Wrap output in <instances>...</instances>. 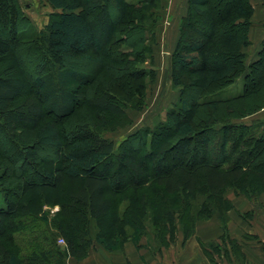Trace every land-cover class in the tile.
Wrapping results in <instances>:
<instances>
[{
    "label": "trees",
    "instance_id": "trees-1",
    "mask_svg": "<svg viewBox=\"0 0 264 264\" xmlns=\"http://www.w3.org/2000/svg\"><path fill=\"white\" fill-rule=\"evenodd\" d=\"M47 1L56 12L37 39L26 41L28 48L43 57L41 68L47 59L51 60L39 89H32L30 73L19 59L23 42L0 36V138L6 139L0 149V172L5 174L4 181L13 180L10 184L14 186L5 188L4 181L0 186L6 202L0 206V264H68L69 257L84 259L98 244L108 250L122 248L125 242L135 241L133 230L143 232L149 226L155 228L162 249L175 243L180 231L186 243L196 234L197 222L213 216H218L227 229L228 213L234 209L226 196L229 189L249 199L264 194V120L238 124L245 130L241 131V142L232 137L236 123L228 122L236 110L231 102L242 104L247 98L259 96L262 84L245 83L243 92L227 98V118L214 106L220 100L208 105L206 100L181 98L175 105L181 116L174 115L158 124L151 134L142 127L131 135L140 146L132 142L116 153L114 141L103 134L108 121L105 114L125 115L124 101L111 90L95 89L85 102L92 113H101L100 117L89 112L91 121L79 120L78 95L85 79L66 62L72 56H82L85 46L93 43L102 48L120 44V26L126 22L131 28L142 29L143 23L134 22L153 9L154 0L139 6L128 0ZM112 5L117 7L118 15L112 13ZM188 5L189 14L181 24L174 56L173 84L183 92L189 85L187 81L189 86L199 88L200 95L216 92L244 73L245 48L252 43L249 33L253 0H189ZM21 11L18 0H0V19L14 14L17 25ZM193 33L199 35L197 40H192ZM143 38L148 39L146 35ZM188 40L192 42L188 44ZM138 49L135 54L151 51L148 46ZM123 52L117 54L118 59L131 77L125 92L129 98L136 94L138 102L145 96L146 73L133 69L134 59L126 50ZM262 62L259 57L250 66L257 68ZM254 76L246 73L248 78ZM260 108L253 106L251 111L235 117L253 114ZM74 117L77 122L72 121ZM210 118L213 124L220 123L219 128L209 127L211 131L205 138L204 148L210 157L193 164L185 160L171 163L173 148L185 157L191 146L195 148L193 142L200 139L198 132L180 133L182 124H195L197 120L205 124ZM65 121L72 123L67 138L62 126ZM147 144L153 145L152 149L141 156L142 146ZM236 145L248 153L247 159H231ZM43 148H51L57 160L43 161L37 167ZM16 162H21L24 169L30 167L31 175L16 179L17 172L12 174L9 167V163ZM121 170L135 182L120 189L116 175ZM16 192V198L9 194ZM56 205L60 206L58 217L53 219L49 232L42 233L43 241L23 254L9 246L12 236L7 233L21 218L38 217L45 206ZM59 238L64 243H59ZM222 238L228 241L229 236ZM230 243L232 250L224 247L228 257L230 251L242 254L236 239ZM203 247L211 257L206 245Z\"/></svg>",
    "mask_w": 264,
    "mask_h": 264
},
{
    "label": "rangeland",
    "instance_id": "rangeland-1",
    "mask_svg": "<svg viewBox=\"0 0 264 264\" xmlns=\"http://www.w3.org/2000/svg\"><path fill=\"white\" fill-rule=\"evenodd\" d=\"M128 1L135 6H139L149 0ZM18 2L24 11H21L22 18L18 20L16 25L14 24V14H12V16L10 15V17L7 16V18L2 17L0 19V36L9 39L12 42L20 38L23 42L22 47H20L19 59L28 69L32 79V89L36 91L40 88L42 75L49 71V62L51 60L47 59L46 65L41 68L42 64L45 63L43 61V57L36 54L34 49L28 48L26 46V41L32 39L34 40L39 37V32L45 28L51 18V15L56 12V9H54V7L47 0H18ZM188 4L189 0H154L152 5L153 9L142 14V20L140 18L134 22V25H136L137 22L139 24L143 23L144 26L142 29L141 27H136L135 29L131 28L130 23L127 22L120 26L119 36H122V42L120 44L111 45L109 48H102L97 43H93L85 46V51L82 56H72L67 59L66 63L68 64V67H70V69H74L77 73H82L83 78L85 79V83H82L80 86L81 91L78 95L79 102L77 104V112L81 113L78 117L79 120L86 119L87 121H91L89 118L90 114L100 117L101 113H92L91 111L93 109L91 107H87V103L85 102L88 97L95 93V89L102 92L104 90H111L116 95L117 99L121 102L124 101L125 115L116 116L108 113L105 114L108 121L104 126L105 129L103 130V134L108 139L114 141L116 153L126 150L132 142L134 144L133 146H140L139 143L135 144L134 139L136 137L132 139L131 135L139 129H142V127L147 128L148 133L151 134L153 128L158 124H163L169 119H173L172 116L174 115L177 116L178 113L175 105L181 98L198 101L206 100L209 101L207 103L208 105H213L217 103L216 100H220L221 102L217 103V105L215 104L214 106L218 108V111L225 118L229 117L230 114L227 113L226 108L228 102L225 100L227 98L235 97L243 92L245 83L262 84L260 86L262 89L259 96L255 95L252 98H247V100L243 101L242 104L238 103L236 100L231 102L236 109L234 110L235 112L231 114V116L234 117L230 120L228 119V122L236 123L232 133L233 139L238 142L243 141L244 134L241 131L244 132L245 130L238 127V124L250 125L252 123H257V121L264 120V81L262 80L264 76V38L262 39V36H256L253 39L250 38L252 43L249 47L245 48L247 57L243 65L244 73H242V75L232 84L216 92L201 95L199 93L200 90L196 85L189 86V81H187V84L189 85L185 92L182 91L180 86H175L173 84L172 75L175 61L174 56L176 55V46L181 35V24L189 14ZM111 10L112 13L118 15L119 11L117 7L112 5ZM138 16H140V14ZM255 32L257 35L256 30ZM145 35L148 39L144 40L143 37ZM192 35V40H197L199 38L197 33H193ZM190 42L192 41L188 40V44ZM147 46L151 47V51L135 54L136 51L139 50L138 48L142 49ZM125 50L130 59H134V64H132L133 69H141L146 73L145 96L143 100L138 102L136 101V94H134L132 98H129L125 92L127 84H129V81L131 80L130 72L129 70H122L123 64L119 62V56L117 55L119 53H122L121 55H123V51ZM97 51H100V54ZM259 57L262 58L263 62L260 65H257V68L250 66L251 63L259 59ZM177 69L178 72L182 71L180 66H178ZM247 72H252L253 75L255 74L254 79H252V77H246ZM71 86L77 87V84L72 83ZM253 106H255V108L257 106H261V108L253 114L238 118L235 117L251 111ZM205 109L208 110L207 107H205ZM179 115L181 116L180 113L178 116ZM76 117L73 118V122L78 121L76 120ZM179 122L178 124H181V122ZM213 122L214 121L210 118L207 120L209 125L207 123L203 124L200 120L195 121V124L183 123L180 128V133L187 131L198 132L197 138L200 139L193 142L195 148L191 146L192 149L190 150V153L185 157L180 154L177 148H173L169 161L171 163H175L185 160L187 163L193 164L202 159L209 158L210 154L208 155L206 149L204 148V145L207 142L205 138L209 136L211 127H220V123L213 124ZM175 125L176 124H173V126ZM62 126L63 128H66L64 137L67 138L71 131L72 123L65 121L62 123ZM139 135L140 134H138V136ZM197 138L195 137L194 139ZM5 143L6 139L0 138V149L3 148ZM152 146L153 145L151 144L142 146L140 155L144 156L145 153H148L152 149ZM237 147L238 146L236 145V154L231 159L234 160L236 157L238 159L241 157L240 160L247 159L249 157L248 153H245L243 149H237ZM41 157V162L36 163L37 167H40L43 161L55 162L57 160V157L51 148L41 149ZM9 165L12 174L14 170L17 172H14L17 175V177H15L16 179L19 177H26L27 174L31 175L30 167L24 169L21 162H16L15 164L9 163ZM117 173L118 174L116 176L119 178L118 185L120 189L129 183L135 182L132 177L125 175L122 170ZM4 175L5 174L0 172V186L4 181ZM11 181L13 180L5 179L3 182L5 186L3 187L14 188V186L10 184ZM115 185L116 184L114 183V186ZM235 193L238 192L233 189H229L226 192V196H229L233 199V201L237 202V204H234V209L228 213L229 219L227 221V229H224L218 216H213L211 219H208L210 221H199L201 223H207L209 226L214 223V219H217L223 229V235H225V237L229 236L228 242L223 239L224 242L222 244L218 240H205L197 236V240L203 251L206 252L203 244L209 249L211 257H208V254H206V256L212 264H230L231 262L230 258L225 254L224 249V247H228L231 250L233 249L231 247L232 244L230 243L233 238L230 236L231 232L228 226L230 220H232L233 232L235 231L241 234V236L247 240H254L253 242H249L250 245L256 248V246L264 244V238L262 239L263 241L259 239L261 238L260 236H262L260 233L262 226L257 224V222L255 223L256 219H261L258 214H260V212L264 209L262 198L259 196L254 199H246V196H241V194L240 196H237ZM9 194L13 197L15 196L16 198V196L19 195V192ZM4 197L5 195L0 189V206H4L6 204ZM59 209V205L45 206L44 212L40 216L21 218L16 223L17 225L15 224V227L7 233V236H12V242L9 246L19 254H23L36 242L43 241L42 233L49 232L47 229L53 226V219L58 217L57 212ZM199 222H197V224ZM241 223L246 225V227L244 226L243 228ZM132 233L135 237V241H132L138 248L148 249L152 252L155 251L157 255L158 252L165 251L166 256H170L168 252L173 251V253H175L173 256L176 255V258L174 259L171 255V259L182 264L181 261H178V256L180 255L178 252H182V250L185 249L184 246L186 243L182 242L184 237L181 231L178 232L175 243L169 247H163L162 249H160V242L156 237L155 228L152 226H149L143 232L140 230H133ZM159 256L160 257L157 259L159 264L167 260V257L164 258L163 253L159 254ZM242 260V254L238 251L237 253L234 251V262L241 264Z\"/></svg>",
    "mask_w": 264,
    "mask_h": 264
},
{
    "label": "crops",
    "instance_id": "crops-1",
    "mask_svg": "<svg viewBox=\"0 0 264 264\" xmlns=\"http://www.w3.org/2000/svg\"><path fill=\"white\" fill-rule=\"evenodd\" d=\"M253 5H254V14L252 16L250 38L253 39L256 36H262L263 39L264 38V0H253ZM255 30L257 31V35ZM235 194H237V196H240V194L238 193ZM227 197L231 199L232 202H234V204H237V202L233 201L232 198H230L229 196ZM260 197L262 198V203L264 205V194H262ZM245 198L248 199L247 197ZM258 216H260L261 219H256L255 223L257 222V224L262 226V230L260 232L262 236H260L261 238L259 239L263 241L264 240L263 239L264 209L260 212V214H258ZM214 220H215L214 223H212V225L209 226L207 225V223L199 222L197 224L195 236L187 240L186 245L184 246L185 249L182 250V252H178L180 254L179 255L180 257L178 256L179 259L178 261H181L182 264H212L211 261L206 256V253L203 251L202 247L200 246L197 240V236L205 240L208 239L218 240L222 244L224 242L222 238L223 229L221 228V225L217 221V219ZM205 221H210V220H205ZM228 226L231 232L230 236L233 239H237L238 243L241 245V252L243 256V260L241 261V264H264V244L262 245L260 244L261 246L255 245L256 246L255 248L249 244V242H253L254 240L251 239L247 240L244 237H242L241 234L235 231L233 232L232 220L229 221ZM242 226L243 228L244 226L246 227V225L244 224H242ZM225 241L228 242L227 240ZM187 248H191V249H187ZM162 253L164 258L167 257V260L162 262L161 264H181L180 262H175L173 259H171L172 257L174 259L176 258L175 257L176 255L173 256V254H175L173 253V251L168 252L170 256L169 255L166 256L165 251L158 252L157 255L155 251L152 252L151 250L148 249L138 248L137 245L131 240L125 242L122 248H117L114 250H108L104 248L102 245L98 244L96 248L92 249L89 255L84 259H76L74 257H69L68 264H159L157 259L160 257L159 254ZM229 258L231 260L230 264H238L234 262V253L232 251H230Z\"/></svg>",
    "mask_w": 264,
    "mask_h": 264
},
{
    "label": "built area",
    "instance_id": "built-area-1",
    "mask_svg": "<svg viewBox=\"0 0 264 264\" xmlns=\"http://www.w3.org/2000/svg\"><path fill=\"white\" fill-rule=\"evenodd\" d=\"M59 243H64V240L62 238H59Z\"/></svg>",
    "mask_w": 264,
    "mask_h": 264
}]
</instances>
